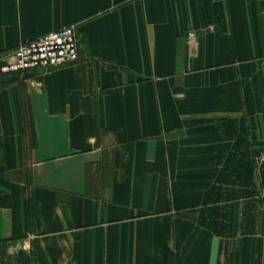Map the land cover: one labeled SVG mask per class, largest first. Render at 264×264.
<instances>
[{"label":"crops","instance_id":"obj_1","mask_svg":"<svg viewBox=\"0 0 264 264\" xmlns=\"http://www.w3.org/2000/svg\"><path fill=\"white\" fill-rule=\"evenodd\" d=\"M69 25L0 71V264H264V0H0V58Z\"/></svg>","mask_w":264,"mask_h":264},{"label":"built area","instance_id":"obj_2","mask_svg":"<svg viewBox=\"0 0 264 264\" xmlns=\"http://www.w3.org/2000/svg\"><path fill=\"white\" fill-rule=\"evenodd\" d=\"M80 37L76 25L52 31L42 37L21 43L0 58V71L24 73L38 68L52 69L79 61Z\"/></svg>","mask_w":264,"mask_h":264}]
</instances>
